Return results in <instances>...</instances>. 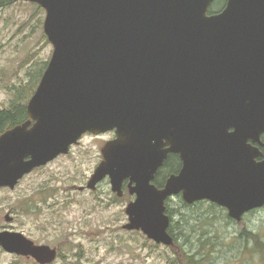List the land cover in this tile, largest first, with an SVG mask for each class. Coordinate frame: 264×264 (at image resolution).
I'll use <instances>...</instances> for the list:
<instances>
[{
  "label": "water",
  "instance_id": "1",
  "mask_svg": "<svg viewBox=\"0 0 264 264\" xmlns=\"http://www.w3.org/2000/svg\"><path fill=\"white\" fill-rule=\"evenodd\" d=\"M23 1L46 11L54 50L28 120L0 135V186L14 188L86 132L114 131L87 188L109 177L121 195L129 180L126 229L173 244L166 200L180 191L236 221L264 206V159L251 144L264 147V0H229L213 16L212 0ZM169 152L183 167L159 188ZM0 245L39 264L58 255L16 231L0 232Z\"/></svg>",
  "mask_w": 264,
  "mask_h": 264
},
{
  "label": "rangeland",
  "instance_id": "2",
  "mask_svg": "<svg viewBox=\"0 0 264 264\" xmlns=\"http://www.w3.org/2000/svg\"><path fill=\"white\" fill-rule=\"evenodd\" d=\"M46 11L18 0L0 10V105L14 98V85L29 84L48 62L53 44L44 33ZM25 84V85H27ZM114 132L86 133L70 152L25 175L17 186L0 189V229L21 232L36 244L57 247L51 264H186L183 253L200 264H264V208L232 220L209 202L185 206L168 201L174 243L165 245L139 230H127L130 196L117 198L109 179L86 188ZM7 215L12 218L7 220ZM25 256L0 252V264H34Z\"/></svg>",
  "mask_w": 264,
  "mask_h": 264
},
{
  "label": "trees",
  "instance_id": "3",
  "mask_svg": "<svg viewBox=\"0 0 264 264\" xmlns=\"http://www.w3.org/2000/svg\"><path fill=\"white\" fill-rule=\"evenodd\" d=\"M17 1L18 0H0V10L2 8H5L7 6H10L16 3ZM47 65H48V62H44V65L38 71V73L36 75L33 74L32 79H31L32 81L29 84L25 83L27 85L22 84L20 86L14 85L13 87L9 88V90H16V92L14 94V98L9 102L8 105L6 106L0 105V134L11 127H14L18 124L23 123L24 121L28 119V115H27L28 101L30 97L33 95V93L35 92L38 86V83L40 82L43 72L46 69ZM164 172L168 174L170 171L168 172V169H166L164 170ZM164 172L163 174H165ZM161 178H162V174L159 173L154 180V183L157 186L163 185L164 182ZM167 213L171 217V211H170V207L168 206V204H167ZM169 231L173 234L174 228L172 225ZM59 256H63V255H61L59 252ZM183 258L186 264H200L201 263L200 259H197L195 255H191L188 252L183 253ZM34 264H37V263H34Z\"/></svg>",
  "mask_w": 264,
  "mask_h": 264
},
{
  "label": "flooded vegetation",
  "instance_id": "4",
  "mask_svg": "<svg viewBox=\"0 0 264 264\" xmlns=\"http://www.w3.org/2000/svg\"><path fill=\"white\" fill-rule=\"evenodd\" d=\"M228 4H229V0H212L211 2H210V4H209V6H208V11H207V15L208 16H213V15H217V14H220L221 12H223L227 7H228ZM233 130V128H230V131H232ZM114 137V136H113ZM261 139H262V141L264 142V134L261 136ZM251 142V141H250ZM251 144L253 145V146H255V147H258V149H259V151H260V154L256 157V160L257 161H261V160H263L264 159V147L262 146V145H260L259 143H257V142H251ZM169 145H166L165 146V148H167ZM174 163V164H173ZM169 165V166H168ZM47 166V165H46ZM46 166H41V167H38V168H35L34 169V171L35 170H39V169H43L44 167H46ZM168 166V167H167ZM182 167H183V158H182V154L180 153V152H169L168 153V155H167V157H166V159L164 160V163L162 164V166L158 169V171H157V173H156V175H155V178H156V176L159 174V173H161L162 174V180H163V185H161V186H159L160 188H163L164 186H165V184H166V182H167V179H168V177L170 176V175H172V174H179L180 173V171L182 170ZM166 169H168V174H166L165 172H164V170H166ZM163 172L165 173V174H163ZM101 184V183H100ZM99 184V185H100ZM99 187V186H98ZM0 189H11V190H13L14 188H11V187H8V186H0ZM122 190H123V192H122V194L121 195H119L118 193H115V192H113L114 194H116L117 195V198H119V199H123V198H125V197H127V195L128 196H130L131 197V199H129L127 202H126V206L129 204V202L130 201H132V200H134L135 199V195L134 194H132L131 192H130V184H129V180H125L124 181V183H123V186H122ZM173 198H180L181 199V203L183 204V205H185V206H188V207H192V206H195V205H197L198 203H201V202H204V201H206V202H209V203H211L212 205H214V206H219L218 204H216V203H213V202H210V201H208V200H199V201H196V202H194V203H191V204H189V203H187L186 201H184V198H183V191H180L178 194H176L175 196H173V197H171V198H169L168 200H167V202H166V204H168V201L169 200H172ZM219 207H221V208H223V210H225V211H227V209L226 208H224V207H222V206H219ZM264 208V207H263ZM262 209V208H261ZM261 209H255V210H252V211H250V212H257V211H259V210H261ZM228 212V211H227ZM13 218V217H12ZM172 221H173V217L171 216V218H170V226H169V230H170V228H171V225H172ZM125 226V224L123 225V227ZM125 228V227H124ZM13 231V230H11V229H7V228H2V229H0V232H2V231ZM171 233V232H170ZM171 235L173 236V238L175 239V236H174V234H172L171 233ZM6 251V250H4L3 249V247L0 245V252L1 251ZM7 252V251H6ZM9 253V252H8ZM10 254H14V253H10ZM18 256H22V255H18ZM29 258H31V257H29ZM31 259H33V258H31ZM34 260V259H33Z\"/></svg>",
  "mask_w": 264,
  "mask_h": 264
}]
</instances>
